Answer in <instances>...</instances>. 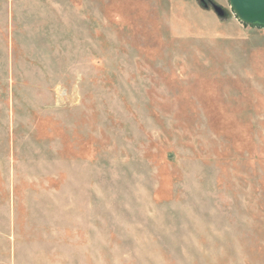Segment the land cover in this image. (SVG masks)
<instances>
[{
  "label": "rangeland",
  "instance_id": "rangeland-1",
  "mask_svg": "<svg viewBox=\"0 0 264 264\" xmlns=\"http://www.w3.org/2000/svg\"><path fill=\"white\" fill-rule=\"evenodd\" d=\"M0 264H264V27L0 0Z\"/></svg>",
  "mask_w": 264,
  "mask_h": 264
},
{
  "label": "water",
  "instance_id": "water-1",
  "mask_svg": "<svg viewBox=\"0 0 264 264\" xmlns=\"http://www.w3.org/2000/svg\"><path fill=\"white\" fill-rule=\"evenodd\" d=\"M232 7L238 18L244 24L264 27V0H230ZM219 15L224 11L218 6H214Z\"/></svg>",
  "mask_w": 264,
  "mask_h": 264
},
{
  "label": "trees",
  "instance_id": "trees-1",
  "mask_svg": "<svg viewBox=\"0 0 264 264\" xmlns=\"http://www.w3.org/2000/svg\"><path fill=\"white\" fill-rule=\"evenodd\" d=\"M259 27H262V26H259Z\"/></svg>",
  "mask_w": 264,
  "mask_h": 264
}]
</instances>
